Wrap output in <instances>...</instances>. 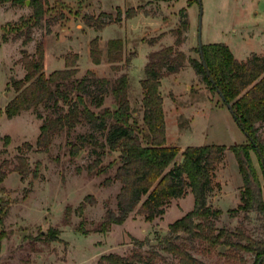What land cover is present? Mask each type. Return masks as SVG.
Segmentation results:
<instances>
[{
    "label": "rangeland",
    "instance_id": "374dc122",
    "mask_svg": "<svg viewBox=\"0 0 264 264\" xmlns=\"http://www.w3.org/2000/svg\"><path fill=\"white\" fill-rule=\"evenodd\" d=\"M64 1L68 9L59 10L56 0H52L54 9L48 20L34 30V42L25 47L22 40L11 39L12 33L10 40L4 42L2 27L29 15L30 8L0 5V161L9 162L10 166L7 168L8 176L1 184L4 192L0 194V208L4 207L8 213L0 224V230L7 233L2 242L0 264H99L104 255L130 256L136 250L149 256L154 248L159 249L161 239L171 235L169 226L194 207V196L188 190L184 198L173 199L166 207V214L153 222L146 221L136 209L124 224L112 225L107 233L95 232L108 209L117 211V197L122 184L115 181L109 185L106 182L108 178H114L117 166L102 175L90 173L88 166L95 159L93 146L87 145L74 158L70 153V143L77 142L78 137L84 134H93L105 142L106 137L98 124L84 121L72 132L57 136L50 150L43 152L37 145L43 120L37 117L36 111L23 112L14 118H8L5 112L17 95L13 81L25 76L22 50L34 53L36 43L50 26L52 33L47 37V43L51 53L70 57L71 61H74L76 52L80 53L77 78H83L91 69L98 77L112 80L125 72L129 74V100L133 116L142 127V81L146 77L148 56L176 40L173 32L180 27L184 17L190 26L184 33V44L180 49L189 58H199V33L203 44L225 43L240 60L252 53H264V0ZM136 5H139L136 13L142 14L126 17L129 10H136L129 6ZM100 6L107 12H114L117 7L125 12L124 18L117 21L122 24L109 25L99 34L105 43L110 39L125 42L120 71L112 70L107 58L104 64L93 68L87 52L90 41L97 34L85 27L83 15L99 16ZM61 13L65 17L62 18ZM114 15L117 17L118 12ZM104 48L107 50L106 46ZM127 58H131L130 65L125 64ZM161 92L167 143L179 147L181 154L188 147L223 145L230 148L247 142L228 107L192 66L164 78ZM104 108H116L112 96L106 97ZM93 110L99 112L97 108L93 107ZM40 111L46 114L44 107ZM259 135L264 138V123L259 125ZM181 154L177 161L182 160ZM20 155L26 156L31 170L26 179L13 170ZM253 156L264 198L263 168L255 153ZM118 159L119 152H113L104 159V165ZM37 164L39 174L34 178L32 172ZM213 182L214 191L209 196V204L223 211L217 221L218 227L235 230L243 226L248 235L264 239V216L251 212L247 217L244 211L230 215V211L241 204V193L245 189L232 151H227L217 165ZM80 226L89 233L79 232ZM51 229L59 230L60 235L57 241L47 242L45 238ZM135 239L146 242L143 249H138ZM187 245L191 254L205 264H255L256 260L250 253L243 254L245 262L234 259L226 247L209 254L199 241L188 242ZM160 254L165 259L157 256L155 262L158 264H182L175 256L162 251Z\"/></svg>",
    "mask_w": 264,
    "mask_h": 264
},
{
    "label": "trees",
    "instance_id": "16d2710c",
    "mask_svg": "<svg viewBox=\"0 0 264 264\" xmlns=\"http://www.w3.org/2000/svg\"><path fill=\"white\" fill-rule=\"evenodd\" d=\"M56 3L59 10L68 9L62 0H56ZM3 4L27 6L31 10L18 22L2 27L4 42L10 40L12 33L14 36L11 39L22 40L24 47L34 42V30L48 20L54 9L52 0H0V5ZM136 11L129 10L126 17L135 16ZM121 17V11L116 18L102 12L97 17L85 14L83 20L88 27L100 31L112 22L121 21ZM189 26V20L184 17L180 27L173 32L176 36L174 45L162 47L148 56L146 77L142 81L144 127L133 116L127 72L115 80L98 77L90 70L83 78H77L80 56L75 54L74 61L66 58L65 69L47 73V37L52 33V26L36 43L34 53L22 50L25 76L12 83L17 95L7 105V117L36 111L37 117L43 120L37 142L43 152L50 150L57 136L72 132L84 121L98 124L106 137L103 142L93 134H84L78 137L77 142L70 143V153L74 158L87 145L93 146L95 159L88 166L90 173L102 175L117 166L114 178L106 180L109 185L115 181L122 184L117 197V211L108 209L95 232L107 233L112 225L124 224L136 209L146 221L153 222L166 214V207L173 199L184 198L188 190L194 196L193 209L169 226L171 235L160 240L159 249L154 248L149 256L141 250L134 251L130 256L110 253L102 256L99 264H158L155 262L157 256L165 259L160 251L177 257L182 264H205L188 249L187 243L195 241L205 246L206 253L226 247L234 259L245 262L243 254L250 253L255 256V264H264V239L248 235L243 226L235 230L219 228L217 221L223 211L209 204V196L214 191L213 172L224 154L232 151L245 189L241 193V204L231 210L230 215L244 211L247 217L251 212L264 216L263 192L253 156L255 153L264 172V138L259 135V125L264 123V53H252L246 60H238L228 45L213 43L203 44V59L199 44V58H189L180 49ZM100 40L97 36L90 43V58L96 65L103 60ZM124 51L123 40L108 42L107 59L112 70L122 69ZM125 64L130 65L131 58H127ZM188 65L194 68L212 92L219 96L220 92L225 97L224 101L220 96L224 105H231L237 117L235 121L247 137L246 143L230 148L223 145L188 147L182 154L179 147L167 143L162 81L167 76L180 73ZM107 96L113 97L115 109L104 108ZM41 107H44L45 115L40 111ZM93 107L99 112H95ZM113 152H119V159L104 165V159ZM180 154L181 158H185L184 162L177 161ZM17 161L13 170L26 179L31 174L26 156H18ZM8 167L9 162L0 161V194L4 192L1 184L8 176ZM32 174L34 178L38 177L39 164ZM7 213L4 207L0 208V224H3ZM79 232L89 233L82 226ZM59 235V230L51 229L45 240L57 241ZM6 236V231L0 230V262L2 242ZM135 244L138 249H143L146 242L135 239Z\"/></svg>",
    "mask_w": 264,
    "mask_h": 264
},
{
    "label": "crops",
    "instance_id": "0c3cea01",
    "mask_svg": "<svg viewBox=\"0 0 264 264\" xmlns=\"http://www.w3.org/2000/svg\"><path fill=\"white\" fill-rule=\"evenodd\" d=\"M64 3H66L64 0H62ZM139 5H136V6H129V8H134V9H136V10H139V7H138ZM101 7V6H100ZM123 8H121V7H117V9L114 11V12H118V11H121ZM101 13L102 12H104V13H107V14H111V15H113L115 18H116V16L114 15V12H107V11H105V10H103L102 9V7H101ZM123 11V12H122ZM121 12H122V17H121V19L122 18H124L123 16H124V10H122ZM138 14H142L141 12H139V13H137L136 15H138ZM123 23V22H122ZM121 22H120V24H122ZM112 24H119V23H117V22H112V23H110V24H108L107 26H109V25H112ZM119 24V25H120ZM85 25V27L86 28H89V29H93L94 31H95V33L97 34L95 37H97V36H99L100 37V45H101V49L103 50V60H102V63L101 64H104L105 63V61H106V58H107V50H105V48H104V46H106L107 48H108V42L110 41V40H113V39H110V40H108L106 43L103 41V39H102V37L99 35L106 27H104L102 30H100V31H96L94 28H92V27H88L86 24H84ZM94 37V38H95ZM93 38V39H94ZM92 39V40H93ZM91 40V41H92ZM91 41H90V43H91ZM174 43H175V41L172 43V44H168V46H171V45H174ZM90 46V45H89ZM124 46H125V48H126V44H125V42H124ZM49 45H48V43H47V60H46V71H48L49 73H52V72H54V71H58V70H63V69H65L66 68V58L65 57H62V56H60V55H55V53H51L50 52V50H49ZM231 49V48H230ZM88 51V53H89V57H90V47L87 49ZM78 55H80V53L79 52H76ZM248 58V57H247ZM246 58V59H247ZM91 59V58H90ZM238 59V58H237ZM246 59H242V60H246ZM238 60H240V59H238ZM92 61V60H91ZM93 63V62H92ZM109 63V62H108ZM101 64H99V65H96V64H94L93 63V68L95 67V68H97V66H100ZM92 67V66H91ZM50 68V69H49ZM90 71H93L92 69L90 70ZM166 78V77H165Z\"/></svg>",
    "mask_w": 264,
    "mask_h": 264
},
{
    "label": "water",
    "instance_id": "95a60500",
    "mask_svg": "<svg viewBox=\"0 0 264 264\" xmlns=\"http://www.w3.org/2000/svg\"><path fill=\"white\" fill-rule=\"evenodd\" d=\"M28 4H29V2H28ZM198 41H199L198 44H199V49H200V56L203 59L204 58V55H203V43H202V35H201V33H199V40ZM204 64H205V67L207 68V65H206L205 62H204ZM218 93L220 94L221 98L225 101V97L220 92H218ZM227 107L230 110L233 118L237 121V117L235 116V113H234L231 105L228 104ZM184 160H185V158H182V162H184ZM262 163H263V166H264V159H263V157H262Z\"/></svg>",
    "mask_w": 264,
    "mask_h": 264
}]
</instances>
